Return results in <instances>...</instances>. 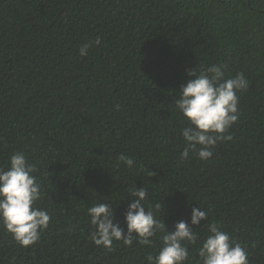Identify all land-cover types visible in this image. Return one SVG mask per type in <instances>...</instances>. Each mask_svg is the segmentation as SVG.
<instances>
[{
  "label": "trees",
  "instance_id": "16d2710c",
  "mask_svg": "<svg viewBox=\"0 0 264 264\" xmlns=\"http://www.w3.org/2000/svg\"><path fill=\"white\" fill-rule=\"evenodd\" d=\"M213 64L248 81L239 118L210 159L182 160L174 100L187 70ZM16 152L51 219L29 247L0 225V264H147L160 232L151 247L91 239L88 208L110 203L126 231L135 187L169 232L193 207L207 213L185 264H199L212 224L264 264V0H0V168ZM121 153L133 167L117 165Z\"/></svg>",
  "mask_w": 264,
  "mask_h": 264
},
{
  "label": "clouds",
  "instance_id": "9594fccd",
  "mask_svg": "<svg viewBox=\"0 0 264 264\" xmlns=\"http://www.w3.org/2000/svg\"><path fill=\"white\" fill-rule=\"evenodd\" d=\"M95 44L100 43L97 38ZM90 44L79 48V55L88 54ZM188 77L181 84L175 107L182 114L187 126L181 130L185 142L182 160L189 158L190 150L201 160L212 157L217 141L230 139L224 133L238 120V91L246 90L248 81L242 73L224 79L223 65L213 64L197 73L196 69L186 71ZM8 167L0 168V225L4 227L22 247H29L40 239L51 219L48 212L36 206L41 199V186L33 173L35 165L27 162L21 152L10 156ZM117 165L131 168L135 160L123 153L116 157ZM153 175V173H152ZM151 175V176H152ZM135 199L124 213L125 228L116 221L110 203H95L88 208L90 222L94 227L91 239L98 247L111 248L113 241H123L127 246L137 243L151 247L152 237L157 232L161 245L156 254L146 257L147 264H185L189 261L187 243L197 241L193 226H199L207 219V213L198 207L191 210L190 222L181 220L169 232L164 222L158 220L153 210L143 205L149 192L147 187L129 193ZM161 208V204L155 206ZM199 264H249L246 249L215 224L209 225V234L199 243Z\"/></svg>",
  "mask_w": 264,
  "mask_h": 264
}]
</instances>
